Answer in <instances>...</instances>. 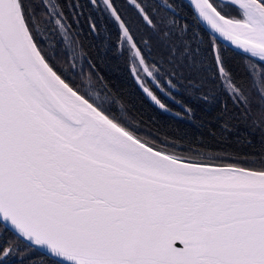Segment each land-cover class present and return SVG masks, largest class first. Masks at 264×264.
Instances as JSON below:
<instances>
[{
    "label": "snow or ice",
    "instance_id": "6c2138e0",
    "mask_svg": "<svg viewBox=\"0 0 264 264\" xmlns=\"http://www.w3.org/2000/svg\"><path fill=\"white\" fill-rule=\"evenodd\" d=\"M128 3L151 30L139 41L116 0H0V264H264V150L249 170L230 155L158 148L114 101L78 94L41 46L43 31L74 49L65 8L106 14L146 66L138 78L204 103L223 95L222 131L239 120L264 145V0H195L191 21L182 0ZM201 21L211 35L192 29ZM219 38L241 50L250 85L227 68Z\"/></svg>",
    "mask_w": 264,
    "mask_h": 264
},
{
    "label": "trees",
    "instance_id": "16d2710c",
    "mask_svg": "<svg viewBox=\"0 0 264 264\" xmlns=\"http://www.w3.org/2000/svg\"><path fill=\"white\" fill-rule=\"evenodd\" d=\"M182 3L187 20L191 21L195 14L186 1L182 0ZM116 4L132 21L136 40L139 41L141 36L151 35V30L129 6L128 0H116ZM78 11L81 13L79 16L65 8L67 24L70 26V34L75 45L69 52L66 53L67 46L64 43H58L60 35L42 31L44 39L41 46L46 48L50 56L55 52L50 63L56 70L61 67L65 69L70 77L68 81L70 86L75 90L79 89L80 94L87 92L98 100L103 99L109 103L114 101L115 114L123 116L139 130L138 135L156 144L158 148H164L185 158L201 160L211 159L214 155H230L239 159L240 166L255 170L261 167L258 161L264 145L260 142L259 132H253L239 120L233 121L236 127L231 131H222L217 116L226 97L221 95L216 101L204 103L180 95L179 93L183 92L180 84L169 93L167 88L164 91L157 88L152 78L147 82L143 81V85L150 88L169 110L161 109L138 84L137 76L135 77L133 73L134 60L137 59V57L133 59L136 56L135 49H131L129 44L124 42L117 24L106 14L92 9L84 8ZM93 24L98 31H93L91 27ZM191 27L201 35H211L201 23L193 22ZM218 43L224 49L227 68L238 80H243L246 86L250 85V78L244 71L242 62L244 58L241 52L220 40ZM142 54L145 57L149 56L147 49H144ZM150 55L159 58L155 50ZM139 70L142 76L145 75L141 69ZM161 76L163 80L168 79L164 71L161 72ZM172 97L184 105H190L195 112L194 118L186 116L181 103H174ZM227 104L233 112L237 114L241 112L240 108L233 106L230 99L227 100ZM252 113L254 117L259 116L255 105ZM35 255L45 256L40 251ZM9 264H16L15 259H11Z\"/></svg>",
    "mask_w": 264,
    "mask_h": 264
},
{
    "label": "water",
    "instance_id": "95a60500",
    "mask_svg": "<svg viewBox=\"0 0 264 264\" xmlns=\"http://www.w3.org/2000/svg\"><path fill=\"white\" fill-rule=\"evenodd\" d=\"M184 1H186L189 5H190V7L192 8V10H193V12H194V14H196V12H197V10L195 9V7H194V5H195V0H184ZM201 23V25L211 34L212 33V29H211V27H210V25L206 22V21H201L200 22ZM218 35V34H217ZM219 40L221 41V42H223L225 45H227V46H230V47H232L233 49H235V50H237V51H239V52H241V50H239L235 45H233L230 41H227L226 40V38H219ZM75 90V89H74ZM78 94H80L79 92H78ZM175 154V153H174ZM178 155V154H177ZM181 156V155H180ZM243 167V166H242ZM245 168H247V167H245ZM247 169H249V170H255V169H251V168H247Z\"/></svg>",
    "mask_w": 264,
    "mask_h": 264
},
{
    "label": "rangeland",
    "instance_id": "374dc122",
    "mask_svg": "<svg viewBox=\"0 0 264 264\" xmlns=\"http://www.w3.org/2000/svg\"><path fill=\"white\" fill-rule=\"evenodd\" d=\"M135 52H136V49H135ZM138 60H139V58L137 57V59L134 60V64H133V66H135V68L133 69V73H134L135 77L137 76V70L138 69H141V71L144 72V74L146 75V71H145L146 66L145 65H139ZM136 80H137L138 84L140 85V87L144 90L146 87L143 85L142 79L138 78V76H137Z\"/></svg>",
    "mask_w": 264,
    "mask_h": 264
}]
</instances>
